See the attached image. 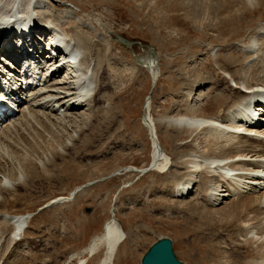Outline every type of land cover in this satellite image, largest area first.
Returning <instances> with one entry per match:
<instances>
[{
  "label": "rangeland",
  "instance_id": "obj_1",
  "mask_svg": "<svg viewBox=\"0 0 264 264\" xmlns=\"http://www.w3.org/2000/svg\"><path fill=\"white\" fill-rule=\"evenodd\" d=\"M215 1L213 3L216 7L210 12L206 9L201 12L198 22L193 17L185 16L190 10L185 4L187 0H45L46 9L53 10L51 14L56 16L57 21H61L62 8H72L91 19L99 31L96 35H104L105 31H109L105 37L111 48L107 55L103 52L108 63L102 70L100 67L103 72L100 73L116 81L110 86L107 100L115 99H111V103H116L117 115L109 118L106 110L92 116L89 109L84 108L69 115V122L58 124L57 119L50 120L54 136L52 132L36 127L37 122L43 123L38 117H34L32 122L26 121L21 131L14 133L13 144L18 145V148L22 146V151L25 150L23 147L27 148V144L30 147L37 142L40 136H43L38 139L40 142L46 138L53 144L45 146L43 142L42 147H37L36 151L29 148L32 151L30 159L38 164L40 179L31 180L27 188L22 186L16 191H7L2 203L10 214L31 215L26 236L32 242L35 241L36 245H44V249L54 248V253H57L60 260L68 257L70 253L86 247L95 235L102 232L105 222L110 218V211L116 204L117 220L127 234V239L120 246L114 264H141L143 255L161 237L173 240L176 255L186 264H201L206 259L210 260V247L216 246L219 241L210 238L203 231L196 232L200 223L198 216H194L199 215L195 212V207L202 206L200 201L203 197L200 193H193L184 199L170 195L176 181H182L185 176V166L177 159L164 169L170 160H167L168 157L161 149L158 150V145L155 146L143 121L147 108L155 120H168L170 117L176 119L181 116L183 109L186 110L185 115L193 117L194 107L199 108L201 118H208L221 108L223 100L216 103L215 97L205 99L202 96L204 86L195 81L198 77L210 78L207 80L212 81L211 78L214 79L216 73L220 78L227 76L217 67V51L230 43L240 44L242 40L249 42L255 38L258 31L256 28L264 26V2L255 3L256 7L246 10L245 6L234 0H227L229 4L222 0ZM227 16L243 26L235 29V34L227 27L218 26ZM61 26L70 32V22H63ZM225 40L228 41L226 46L223 45ZM150 52L155 53L151 57L157 63V81L153 79L151 71L147 70L146 54ZM228 60L230 59L225 58L223 61ZM58 80L60 81L57 78L56 81ZM154 82L156 86L153 88ZM229 85L235 87L233 82ZM192 87L195 92L190 97L188 106L181 109L184 101L187 102L183 96L188 95V90ZM104 105L103 108L112 106L110 103ZM19 118L20 115L16 117V121ZM31 129L36 130V133L32 134ZM157 130L159 139L169 154H173L174 149L181 147L183 142L186 145L182 155L194 154L195 147L204 148L202 139L196 141L194 146L191 141L193 137L185 135L180 140H174L171 136L173 134L167 129L165 131V128L158 127ZM211 145L207 150L212 152ZM155 155L156 159L157 155L163 158H158L160 161L156 163ZM49 158L47 162L50 164L43 167ZM10 160L12 159L9 158ZM154 162L157 170L139 173L146 172L144 170L154 166ZM44 168L50 171L48 176H45ZM114 173V177L92 184L85 189V193H79L74 202L50 207L51 202L68 197L76 188ZM178 175L180 180L176 177ZM2 178L4 175L0 172V180ZM232 202L229 204L232 205ZM223 205L214 208L220 210L226 207ZM202 209H207L206 205ZM223 231H217V240L221 238ZM28 249L26 251L32 250L31 253L36 255L27 257L18 264H34L36 257L45 258L43 252ZM101 251L91 259L85 256L88 264H99L104 257V250ZM211 252L217 255L218 250L215 248ZM246 253L252 254L246 248L231 250L234 256H244ZM240 261L236 257L238 264ZM8 262L17 264L15 258H9ZM63 263L64 259L60 264Z\"/></svg>",
  "mask_w": 264,
  "mask_h": 264
},
{
  "label": "bare ground",
  "instance_id": "obj_2",
  "mask_svg": "<svg viewBox=\"0 0 264 264\" xmlns=\"http://www.w3.org/2000/svg\"><path fill=\"white\" fill-rule=\"evenodd\" d=\"M34 1L36 6L34 11L32 13H26L30 0H0V28L4 27L7 23L15 24L17 22V16L24 18V20H34V28L39 31L58 32L60 34V44H62L65 51L70 52L68 59H70L69 66L73 72L74 82L65 80L56 81L57 73H55L47 79L45 88L29 89V98L19 110L18 115H20V118L8 124L0 132V172L4 175V178L0 180V264L3 261L4 264H9V258H15L17 264L19 262L22 263L27 257L30 258V256L34 257L36 255L31 253L32 250L30 249H37L41 253L43 252L45 258L38 259L36 257L34 259L37 261L36 264H60L62 259H64L63 264H88V259L85 256L91 259L102 252L101 250H104V257L100 260L99 264H114L120 246L127 239V234L117 221L116 204L112 207L110 218L105 222L102 232L95 235L86 247L72 254L70 253L68 257H62L61 260L59 256H56L57 253H54V248L45 247L44 249V245L38 246L35 244V241L32 242L26 236L27 230L30 228L31 215H14L8 213L3 208L2 203L6 199L5 193L7 191H16L18 187L22 186L27 188L30 186L31 180L40 179L41 173L39 172L38 164L30 159L31 156L29 154L32 151H36L37 147H42L43 142L45 146L46 144L49 146L53 145L46 138L43 139V142H40L38 139L43 138V136L37 138V142L34 140L35 143L30 147L28 144L27 148L23 147L25 149L24 151L20 149L22 146L18 148V145L13 144L15 142L12 139L14 133L21 131L26 121L32 122L34 117L41 118L43 123L37 122L36 127H41L45 132H52L51 134L53 135L49 121L55 118V120L57 119L59 121H57L58 124L67 122L69 115L73 112H79L76 106L82 109L88 108L92 116L106 110L109 118L116 117L117 115L116 103H111V99L113 98L107 100L109 92L111 91L110 86L116 81L114 82L112 77L109 76L106 78L107 76L105 77L104 74L100 73L102 72V68L108 63L106 55L111 45L105 37V34H108L109 31H105L104 35L101 33L96 35V32L99 31L91 19L87 16L80 15V13L75 12V9L70 7L73 11L68 8H62L63 14L60 17L61 21H57L56 16L51 14L53 10L50 8L46 9L45 0ZM187 1L185 4L189 6L190 10L185 13V16L187 18L193 17L194 19H192L198 22L200 21L198 19H200L199 14L201 12L205 11V9L207 12H210L216 7L213 3L214 0ZM234 1L243 5V7L245 6L246 10H252L256 5L255 3L261 4L264 2V0ZM222 2L225 4L228 3L227 0H222ZM80 11L84 12L83 10ZM201 18L203 17L201 16ZM61 22L71 23L70 32L61 26ZM218 26L221 28H229L233 34H235V29H241L243 27L240 26L237 20L230 19L229 16L225 18L223 23H218ZM256 30L258 31L257 33L255 32L256 36L254 35L253 42L242 40V42L239 41L241 42L240 44L232 45L230 43L226 46L228 41L225 40L223 45L225 44L226 47H221L217 51V59L215 61L217 62L219 71L222 74H227L225 78H220L219 74L216 73L215 78H211L212 81L207 80L210 78L205 79L202 77H198L195 81L196 84L199 82V84L204 86L202 96L205 99L215 97L216 103L223 100L224 103L220 106L221 108L218 109L216 114L209 115L208 120H206V118H201L202 116L200 115L198 107H194L193 117L184 114L186 110L183 108L188 106L189 99L193 92H195L194 87H192V89L190 88L188 90V95L182 93L185 94L183 98L187 102L185 103L184 101V105L180 106L183 109L181 116L176 117V119L173 116L174 118L170 117L168 120H155L151 117L149 109L147 108L143 121L155 146L159 145L165 156L168 157H166L167 160H170V162L164 160L168 162L166 166L162 164L164 169L169 164H172V161L177 159L185 166V176L182 181H176L175 186L171 189L173 191L170 195L184 199L190 197L193 193H200L203 197L200 205H206L207 209H202V206L199 205L195 207V212H198L199 215L194 216H198L200 223L196 227V232L203 231L205 234L207 233V236L212 239L215 238L219 242L216 246L210 247V255L208 256L210 260L206 259L201 264H238L236 257L241 259L239 264H264V128L258 130L255 134H251L253 133L252 130L235 126L234 122H231V124L227 123V114L233 105L249 99L252 93H256L264 88V26L263 28H256ZM0 33H2V29H0ZM254 46L258 47L256 52L253 50ZM154 54V52L147 53L148 60L146 62L147 70L151 71L153 79L157 81V63L151 57ZM225 58L230 60L225 62L223 61ZM61 70L63 69H58V71ZM103 71L105 70L103 69ZM64 72H67V76L70 75L68 70L66 71L64 69ZM46 75H49V73H45ZM230 82L235 84L234 88L229 85ZM244 88L246 91H252L246 93L243 91ZM63 90L72 91L74 95H79L81 100H76L72 105L68 104V107H65L64 100L66 98L64 97ZM105 103H110L112 106L103 108L102 106ZM224 106L227 107L223 109L222 107ZM94 112L97 113L94 114ZM74 121L77 123L76 119ZM52 126L55 127L54 125ZM158 127L165 128V131H170L173 134L171 136L174 140H180V138L186 135L193 137L191 141L194 145L196 141L202 139L204 141V148L198 149V147H195L194 154L182 155V150L184 149V145H186L183 142L181 147L174 149L173 154H169L159 139ZM31 133H36V130H32ZM11 144L13 145L10 146ZM209 144L213 145L212 152L208 151L209 149L207 150ZM191 146L189 145V147ZM29 148L32 151H29ZM159 156L157 155L156 159L155 155V162L160 161L158 160ZM9 158L12 160L9 161ZM160 158L163 157L161 156ZM229 158H239L240 160L231 162ZM199 159H202V161H199ZM48 160L50 158L42 165L43 167L44 165H48ZM155 162L153 170H157V162ZM8 165L10 169H8ZM43 171L46 174L45 176H48L50 173L48 168H44ZM176 177L179 180L181 179L179 175ZM92 184L94 185L95 181L84 187L76 188L66 198H59L56 201L57 205L67 202L66 200L72 199L73 196L74 199L69 201L74 202L77 195L79 193L81 195V192L85 193V189ZM189 189L192 192L187 193ZM230 202H232V205L229 204ZM222 204L226 207L220 210L219 208H214ZM219 229L224 231L221 232V238L217 240V231ZM215 248L218 250L217 255H215V252H211ZM244 248L251 250L252 254L249 255L246 253L244 256H234L231 254V250L233 249L243 250ZM26 249L30 250V252L26 251ZM220 252L222 253L221 256L219 255ZM213 257L217 259L215 260Z\"/></svg>",
  "mask_w": 264,
  "mask_h": 264
},
{
  "label": "water",
  "instance_id": "obj_3",
  "mask_svg": "<svg viewBox=\"0 0 264 264\" xmlns=\"http://www.w3.org/2000/svg\"><path fill=\"white\" fill-rule=\"evenodd\" d=\"M141 264H186L178 259L174 251L173 241L162 237L145 253Z\"/></svg>",
  "mask_w": 264,
  "mask_h": 264
}]
</instances>
